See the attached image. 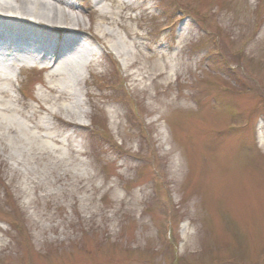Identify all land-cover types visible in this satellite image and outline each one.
<instances>
[{
	"label": "rangeland",
	"instance_id": "1",
	"mask_svg": "<svg viewBox=\"0 0 264 264\" xmlns=\"http://www.w3.org/2000/svg\"><path fill=\"white\" fill-rule=\"evenodd\" d=\"M48 3L96 48L0 69V264H264V0Z\"/></svg>",
	"mask_w": 264,
	"mask_h": 264
},
{
	"label": "bare ground",
	"instance_id": "2",
	"mask_svg": "<svg viewBox=\"0 0 264 264\" xmlns=\"http://www.w3.org/2000/svg\"><path fill=\"white\" fill-rule=\"evenodd\" d=\"M53 1H64L65 0H53ZM96 4L100 5L101 3H103L104 0H95ZM67 4H71L70 1H67ZM16 7L18 8H23L26 7V9H30L32 11V13L30 14V16L27 17L28 14H26L27 12H19L16 10ZM33 13L35 14H40L42 17H46L49 19H39L37 17H33ZM0 15L1 16H5V17H12L16 20H23V21H29L31 23H35V24H40V25H47L49 27H54V28H69L72 29L74 33L77 32V30H79V28H77V24H79V21H73L74 24L72 25H68L66 24L65 21V17L67 15H65L59 8H57V6L53 3H48V0H0ZM0 16V18H2ZM63 16V17H61ZM64 18V19H63ZM5 20H8V18H6ZM64 20V21H62ZM1 23V22H0ZM8 22H3L0 24V29H4V28H11V27H15L14 25L17 24H12ZM15 29H18L19 31H12L11 30V36L14 38H19V39H26V40H32V41H37V39L34 36H31V38H29L23 31L22 28L19 27H15ZM81 31V30H79ZM75 35V34H74ZM8 47L4 46L5 48L9 49L11 51V56L13 59H16L17 61L19 60V55H20V51L16 48L19 47H14L13 44L11 45H7ZM43 51H44V55H48L50 53L47 52H51L50 49L47 48V45L45 43L41 44L40 47ZM65 48V47H64ZM71 48L69 47L67 49V52H69L71 55L72 54H76L77 58H85L86 55H89V53L91 54L92 52H94V48L91 47H81V49L78 51L77 49L74 50H70ZM22 52H26V53H35V51H31L28 52L25 49H21ZM118 52V51H117ZM116 52V54H117ZM19 53V54H18ZM64 53L63 48L60 49L59 53H58V57L59 58L62 54ZM119 53V52H118ZM120 54V53H119ZM43 60V59H42ZM66 64L63 66V68L65 69V71L67 72L68 75H70L71 71H73L72 68L74 66V64L76 65V63L78 64V61L75 60L73 57H70L66 62ZM68 70V71H67Z\"/></svg>",
	"mask_w": 264,
	"mask_h": 264
}]
</instances>
